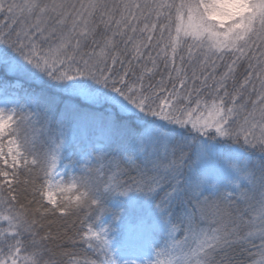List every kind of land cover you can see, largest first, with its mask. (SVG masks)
<instances>
[{
    "label": "snow or ice",
    "instance_id": "6c2138e0",
    "mask_svg": "<svg viewBox=\"0 0 264 264\" xmlns=\"http://www.w3.org/2000/svg\"><path fill=\"white\" fill-rule=\"evenodd\" d=\"M0 264H264V0H0Z\"/></svg>",
    "mask_w": 264,
    "mask_h": 264
}]
</instances>
